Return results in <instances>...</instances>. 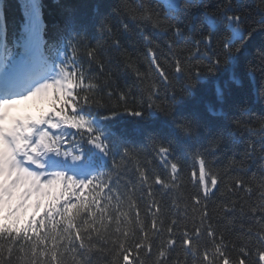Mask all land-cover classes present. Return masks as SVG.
Returning a JSON list of instances; mask_svg holds the SVG:
<instances>
[{
    "label": "trees",
    "instance_id": "1",
    "mask_svg": "<svg viewBox=\"0 0 264 264\" xmlns=\"http://www.w3.org/2000/svg\"><path fill=\"white\" fill-rule=\"evenodd\" d=\"M32 2L42 18L46 53H55L70 35L80 43L83 65L77 68L89 77L85 85L98 86L94 95L100 101L80 109L108 151L104 179L111 182V192L106 195L99 189L98 203L100 208L107 206L105 216L128 213L132 225L127 238L124 217L119 232L114 219L104 221L106 228L99 236L91 232L88 258L92 264H112L115 242L134 245L146 234L150 236L146 251L151 255L145 257L129 247L130 261L138 257L143 264H155L159 251L168 248L167 244L160 247L162 241L169 239L174 246L167 253L168 264H204L220 242L232 257L242 259L240 250L246 251L245 245L257 235L264 237V135H260L264 127L260 122L264 121V0H177L173 7L164 0H0V44L11 48L15 40H21ZM123 3L135 5L155 21L143 15L134 18ZM149 45L156 48L160 68L151 62ZM197 48L201 56L191 63L185 60L187 67L199 64L194 76L177 78L172 74L174 67L168 80L159 75L173 56L183 59ZM92 51L97 53L95 59L88 55ZM150 87L158 93L152 99L161 108L168 105L167 109L145 103ZM108 91L113 92L111 100L105 95ZM85 94L93 93L81 96ZM123 94H127L128 110L114 107ZM134 108L142 114L137 115ZM243 121H251L252 131L242 126ZM251 144L255 151L249 155ZM160 145L170 149L167 166L158 155ZM125 149L127 156L122 159ZM200 160L206 162V181L213 175L218 180L215 188L209 183L207 198L198 183ZM171 163H177V173L171 172ZM157 175L167 187L155 183ZM87 195L95 198V192L88 190ZM157 209L159 215L154 218L151 213ZM89 219L81 213L75 223L82 226ZM154 219L163 230L159 236L150 232ZM202 219L204 234L193 243L197 251L189 253L188 246H182L183 233L194 234ZM99 220L98 214L95 228L100 227ZM3 221L0 213V229L7 226ZM169 228L174 235L167 232ZM30 243L23 238H0L4 264H23L21 249ZM79 243L75 242L77 251ZM8 248L13 249L11 254Z\"/></svg>",
    "mask_w": 264,
    "mask_h": 264
},
{
    "label": "snow or ice",
    "instance_id": "2",
    "mask_svg": "<svg viewBox=\"0 0 264 264\" xmlns=\"http://www.w3.org/2000/svg\"><path fill=\"white\" fill-rule=\"evenodd\" d=\"M124 10L134 18L138 15H143L146 18L153 19L150 14L143 12L142 9H137L135 5H129L123 3ZM152 53L151 62L156 64L157 68L161 65L156 63L158 60L156 48L152 45L148 46L147 49ZM75 51V50H74ZM93 59L96 58V51L88 53ZM201 56V50L197 48L194 54H190L189 57L183 59L173 56L172 63L168 65V68L160 72L159 75L164 79H169V71L174 67V73L177 78L184 77L187 74L193 76L199 69V64H192L191 67H187L185 60L191 63L192 59ZM75 63V61H73ZM187 68V72H186ZM61 75L52 80L45 81L35 90L29 92L27 95L15 97L9 100L0 101V147L4 151V165H3V180L0 183L3 184V199H4V210L3 216L5 217L4 223L7 225L5 228L0 229V238L7 236L11 239L23 238L26 241H30V245L27 248L22 246L24 255L20 257L23 264H92V260L89 259V254L92 248L89 247L92 242L91 232L95 231L97 236L100 235L101 229L106 228L104 223L105 220L112 221L117 224V232L121 229V217H124V222L128 224V232H125V238L132 230L131 222L128 221V213L114 214L109 212L107 216L104 213L107 211L105 208H100L99 199L100 192L97 191L101 185L95 184L94 181L99 179V175H93L87 180H77L72 176L66 175L64 172H55L51 176L45 178L43 173L36 172L25 166V161L33 163L36 166H41L38 160H35V156L39 155L42 150L57 151L60 148V138L55 137L44 128L48 126L50 129H60L61 124L68 125L70 128L82 130L84 133L93 134V129L89 124V121L78 113V109L83 105L100 102L95 98L94 90H98V86L94 84L85 85V79H88L85 73L79 68L69 71V65L64 64L60 67ZM138 78L139 73H137ZM190 82V81H189ZM79 89V91H76ZM75 93V94H74ZM81 93H93L85 94L81 96ZM109 100L113 96V92L108 91L105 93ZM158 93L151 87L148 90V96L145 103L150 106L161 108V105L156 104L152 99L157 96ZM36 98L43 105L37 115H10L8 109L11 106L19 104L21 101L30 100ZM120 103L114 107L123 106L124 110H128L129 102L127 100V94L120 96ZM72 107V115H68L66 108ZM141 103H137L135 108H139ZM133 110L137 115L142 114L137 110ZM168 105L161 109H167ZM264 125V121H260ZM242 126L252 131V128L248 127L251 121L240 122ZM260 135H264V127L260 129ZM99 134H94L91 142L99 143ZM103 148L104 146L101 145ZM255 146H249V155L253 154ZM158 155L163 161V165H168L170 158V149L165 145H160L157 148ZM127 156V149L123 151L122 159ZM262 158H264V151H262ZM73 159H80L79 156H74ZM205 161L200 160V168L198 174V183L203 186L204 196L210 194L209 183L212 188L218 183L215 175H213L210 181H206ZM171 172L177 173V163H171ZM141 177H144V173H140ZM103 183V182H101ZM155 183L163 187H167L162 179L157 175ZM264 186V185H262ZM43 188H58V194L55 196V204L50 207L46 205L44 211L39 216H35V212L39 210V203L34 199L36 193L41 191ZM73 189L84 190L87 189L89 192H95V198L89 199L87 203L83 202V197L77 196L76 199L81 201L80 203H71L68 193L72 192ZM110 199V198H109ZM63 200V205H60V201ZM199 198L196 203L199 204ZM153 206L156 201H152ZM96 207V211H92V207ZM115 207V206H113ZM264 207V204H262ZM231 211L233 209H226ZM81 213L88 214L89 220H83L82 226L75 223L81 217ZM100 215L99 228H95L94 225L98 222L97 216ZM151 215L155 218L159 215V210L152 212ZM27 216L26 227H21L20 231L17 232L13 224H19L24 217ZM35 219L33 221V217ZM60 217V219H56ZM264 219V218H262ZM137 223H140L137 221ZM158 221L154 219L150 232L152 235L159 236L163 231L157 227ZM176 222L173 221V226ZM58 225H63L62 228H58ZM143 228L144 225L140 224ZM203 219L201 221V228L193 230L194 234L188 232L183 233L182 246H188L186 251L189 253H195L196 248L193 247V243L200 239L203 232ZM264 231V228L261 229ZM170 235H174L172 228L167 229ZM209 237H214L213 231H208ZM251 235V233H249ZM102 238V237H101ZM49 241L51 246L49 247ZM79 241V251H77L75 242ZM116 253L113 257L112 264H119L122 259L123 264H143L139 258H135L133 261L129 260V247H134L137 252H141L145 257L150 256L151 253L146 250L150 246V236L145 235L140 238L134 245L129 244L125 246L124 243L115 242ZM167 244L168 248L164 251H159V258L155 264H168L167 253L174 246V241L169 239L162 241L160 247L164 248ZM215 251L210 255L211 258H204V264H264V237L257 235L254 241H250L248 245L240 250V257L237 259L232 257L222 242L214 245ZM9 254L13 252L12 248L7 249ZM255 250V251H254ZM4 245H0V264L3 262ZM71 254V255H70ZM255 256L254 260L249 261V257ZM80 256L83 259H77ZM164 258V259H160ZM195 258V257H194Z\"/></svg>",
    "mask_w": 264,
    "mask_h": 264
},
{
    "label": "rangeland",
    "instance_id": "3",
    "mask_svg": "<svg viewBox=\"0 0 264 264\" xmlns=\"http://www.w3.org/2000/svg\"><path fill=\"white\" fill-rule=\"evenodd\" d=\"M164 1L167 3L168 7H173L177 4V0H164Z\"/></svg>",
    "mask_w": 264,
    "mask_h": 264
}]
</instances>
